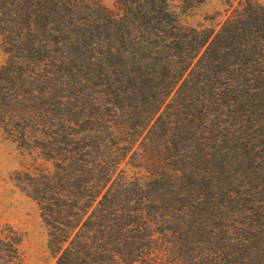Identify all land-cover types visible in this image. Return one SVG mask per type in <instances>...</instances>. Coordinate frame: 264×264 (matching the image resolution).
I'll use <instances>...</instances> for the list:
<instances>
[{"label": "trees", "instance_id": "16d2710c", "mask_svg": "<svg viewBox=\"0 0 264 264\" xmlns=\"http://www.w3.org/2000/svg\"><path fill=\"white\" fill-rule=\"evenodd\" d=\"M0 0V129L56 264H264V4ZM0 228V264H21Z\"/></svg>", "mask_w": 264, "mask_h": 264}, {"label": "rangeland", "instance_id": "374dc122", "mask_svg": "<svg viewBox=\"0 0 264 264\" xmlns=\"http://www.w3.org/2000/svg\"><path fill=\"white\" fill-rule=\"evenodd\" d=\"M111 7L114 0H98ZM243 0H187L191 5L186 22L192 26L217 28L229 12V5ZM264 4V0H254ZM4 54L0 48V64ZM26 159L0 129V228L9 227L20 237L21 264H56L46 249V234L35 204L11 182V174Z\"/></svg>", "mask_w": 264, "mask_h": 264}]
</instances>
